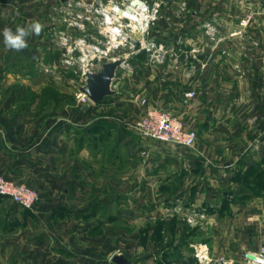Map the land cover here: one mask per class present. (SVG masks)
Masks as SVG:
<instances>
[{"label": "rangeland", "instance_id": "obj_1", "mask_svg": "<svg viewBox=\"0 0 264 264\" xmlns=\"http://www.w3.org/2000/svg\"><path fill=\"white\" fill-rule=\"evenodd\" d=\"M68 1L0 4V139L25 148L41 141L34 155L43 163L48 153L49 165L35 162L22 178L0 173L37 195L29 210L0 195V264H120L116 255L126 264H200V247L208 249L209 264H238L249 251L241 248L249 234L243 228L252 225L260 234L264 227V201L254 198L264 196V174L257 168L250 183L232 181L231 88L212 108L207 132L195 120L206 111L184 117L177 111L190 101L171 104L167 96L175 79L174 90L183 95L189 66L194 80L212 79L217 71L231 85L233 55L246 58L248 44L253 54L264 50V37H251L264 35V0H257L254 13L245 8L252 0H144L154 13L148 24L144 20L146 31L126 21L127 40L92 61L90 70L98 71L104 62L123 59L115 88L121 96L106 104L78 98L89 72L64 64L62 40L69 38L68 48L82 57L91 51L81 40L105 51L110 39L98 22L73 27ZM32 21L42 23L41 34L30 35L22 51L7 49L3 29ZM150 44H163V59ZM152 106L196 131L194 146L138 133L132 124ZM96 124L105 125L93 130ZM87 251L94 260L82 263Z\"/></svg>", "mask_w": 264, "mask_h": 264}, {"label": "crops", "instance_id": "obj_2", "mask_svg": "<svg viewBox=\"0 0 264 264\" xmlns=\"http://www.w3.org/2000/svg\"><path fill=\"white\" fill-rule=\"evenodd\" d=\"M24 0H0V4L2 2H7V4H13L17 6L21 4ZM259 3L257 0H252L251 4L248 3L245 8H248V11L251 10L253 13L259 9ZM255 14H261L257 12ZM259 17V16H258ZM260 18V17H259ZM251 37L256 40V38H263L264 35L259 33H252ZM264 49V48H263ZM247 50V57H243V59H239L240 57L234 56L233 65H234V77L230 82L224 84L221 80L217 71L212 74V79L206 77V74L200 77V81L194 80L191 75V67H187V70L184 74L182 92L183 95H180L176 89V85L178 84L177 79H175V83H172L173 91L169 96H167V101L171 104H178L184 101H190V104L187 107L180 108L177 111V114L186 116H192V114H204L206 111V115H199V117H195L196 122H198V127L205 130V132L211 129V124L213 125L215 116L212 115L215 110L214 105H221L224 93L225 95L229 92L228 86H230V98L232 101V159L229 166L232 167L233 177L232 181L239 184L245 183V175H248V180L254 179V168L260 167L264 170V50L258 49L255 53H252L251 45L248 44V47L245 48ZM259 50H261L262 59H259L256 55L260 54ZM257 53V54H256ZM261 56V55H260ZM256 60L260 61V65H258ZM191 60H189L190 62ZM263 62V63H262ZM244 67L245 69H243ZM247 67V69H246ZM247 71V73H246ZM240 72H244L245 75L240 76ZM210 76V75H209ZM214 77V79H213ZM117 79H118V69L116 71V75L112 81V89L116 91L115 94L108 96L103 104L109 103V99L112 100L116 98H120L121 92L115 88H117ZM188 91L195 92L193 97H186V93ZM182 96V100H181ZM111 103V101H110ZM199 104V107L196 105ZM209 105H213V107H209ZM246 108L243 110V107ZM195 107V108H194ZM209 108V109H208ZM211 108V109H210ZM203 109H205L203 111ZM243 110V111H242ZM242 111V112H241ZM199 120V121H197ZM105 124H103L104 126ZM103 126L100 125L102 128ZM98 128L96 130H99ZM63 134L61 130H58V134ZM12 140L8 139H0V173H6L9 176L22 178L20 175L23 171L26 172L27 169L35 166V162H39L45 166L47 161V154H44L43 163L39 159L36 160L34 155L35 151L41 149V141L38 145L32 148L18 147ZM47 152V151H46ZM45 162V163H44ZM39 164V165H40ZM29 171V170H28ZM25 178V177H24ZM247 182V181H246ZM250 183V181L248 182ZM251 194L248 195V197ZM256 202L264 201V196H254ZM260 200V201H259ZM264 216V207L260 212ZM243 225H241V228ZM254 226H250V228H243L249 230L248 239L246 242H243L241 245L242 250L249 249V251H259L262 246H264V227L260 234L251 230ZM246 230V231H247ZM254 234V235H253ZM248 252V251H247ZM81 262L91 263L94 259L90 258L89 252L81 254ZM86 256V257H84ZM245 256V255H244ZM88 258V259H85ZM93 258V257H92ZM238 264H253L249 263L245 257H240L237 259Z\"/></svg>", "mask_w": 264, "mask_h": 264}, {"label": "built area", "instance_id": "obj_3", "mask_svg": "<svg viewBox=\"0 0 264 264\" xmlns=\"http://www.w3.org/2000/svg\"><path fill=\"white\" fill-rule=\"evenodd\" d=\"M66 7H73L75 9V16L69 18L73 27L86 29L87 21L95 24L98 22L105 28L107 31L106 36L110 39L105 51L97 45L86 43L85 39L81 40V43L91 53L82 57H76L74 55L75 47L68 48L69 43H71L70 39L67 37L63 38L64 40L62 42L67 49V53L63 52L64 57H67L63 60L64 64L76 67L77 70L82 69L84 75H87V72H96L90 69L93 65L92 61L97 56L100 57V55L106 54L112 48L117 49L127 40L126 21H129V25L131 24L136 28L139 27L146 31V27L144 28V20L148 24L154 15L144 0H96L94 2L89 0H70ZM249 20L250 17H246L242 19L241 24L247 25ZM153 47L158 48L156 58L163 59L166 54L163 51V44L159 46H156V44L149 45V48ZM193 95V91L187 92V96ZM78 98L85 102L90 101L86 92L79 93ZM132 125L138 133L144 136L163 142H170L182 147L194 146L198 137L196 131L185 127L184 121L179 116L173 114L168 109L158 106L149 107ZM0 195L10 197L25 209H33L37 201V195L28 185L15 183L1 177ZM244 257L249 263L264 264V246L259 251L246 252ZM198 260L200 264H209L212 261L207 248L200 247L198 249ZM219 264L232 263L221 260Z\"/></svg>", "mask_w": 264, "mask_h": 264}, {"label": "water", "instance_id": "obj_4", "mask_svg": "<svg viewBox=\"0 0 264 264\" xmlns=\"http://www.w3.org/2000/svg\"><path fill=\"white\" fill-rule=\"evenodd\" d=\"M122 61L123 59H116L114 61L104 62L101 69L93 73H88L87 85L82 89L87 93L91 102L100 104L104 102L108 96L116 93V91L112 89V81ZM88 106H90V104ZM251 257L254 258L252 255ZM114 261L120 264L128 263L119 255L114 257Z\"/></svg>", "mask_w": 264, "mask_h": 264}, {"label": "clouds", "instance_id": "obj_5", "mask_svg": "<svg viewBox=\"0 0 264 264\" xmlns=\"http://www.w3.org/2000/svg\"><path fill=\"white\" fill-rule=\"evenodd\" d=\"M43 30V25L39 21H32L24 26L17 25L13 30L5 27L2 32L3 44L9 50L22 51L28 47L27 38L35 34L39 36Z\"/></svg>", "mask_w": 264, "mask_h": 264}, {"label": "trees", "instance_id": "obj_6", "mask_svg": "<svg viewBox=\"0 0 264 264\" xmlns=\"http://www.w3.org/2000/svg\"><path fill=\"white\" fill-rule=\"evenodd\" d=\"M86 109V111H88V112H90L91 110H92V106H89V107H87V108H85ZM94 126V125H93ZM98 128H101L100 127V125L99 124H96V126L93 128V130H96V129H98ZM257 168H260V167H257ZM257 168H254V173H255V170L257 169ZM260 173L261 174H264V170L263 169H261L260 168ZM248 175H245V179H244V181L246 182L247 180H248ZM247 183H248V181H247ZM27 210H29V209H27ZM178 262H179V260H178Z\"/></svg>", "mask_w": 264, "mask_h": 264}]
</instances>
